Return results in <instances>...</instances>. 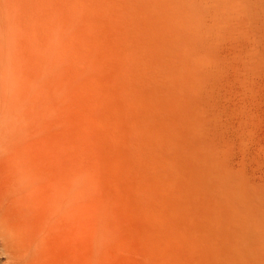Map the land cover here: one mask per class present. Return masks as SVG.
Segmentation results:
<instances>
[{"label":"rangeland","instance_id":"rangeland-1","mask_svg":"<svg viewBox=\"0 0 264 264\" xmlns=\"http://www.w3.org/2000/svg\"><path fill=\"white\" fill-rule=\"evenodd\" d=\"M169 1L0 0V264H264V0H197L195 94Z\"/></svg>","mask_w":264,"mask_h":264},{"label":"bare ground","instance_id":"bare-ground-1","mask_svg":"<svg viewBox=\"0 0 264 264\" xmlns=\"http://www.w3.org/2000/svg\"><path fill=\"white\" fill-rule=\"evenodd\" d=\"M106 1V0H105ZM158 1H160V0H158ZM164 1V0H163ZM169 1V0H168ZM200 1V0H199ZM138 2V1H137ZM156 2V1H155ZM170 2V5H171V10L174 12V14L177 16V18H178V22L180 23V26L181 27H179V28H177V29H181L182 28V33H185V36H183V34L181 35L182 36V38L183 37H185L184 39H182V40H184V42H186V44H187V47L189 48V52H188V50H187V54H186V57H187V61L185 62V65L182 67V69L181 70H178V71H181V74L180 75H182L183 76V78L185 79V76L186 77H188L187 79H185L187 82L189 81V87H193L192 88V90H193V92H194V94H195V92L197 91V89L200 87V85L204 82V80L206 79V77H207V75H206V71L203 73V72H201V70H199L198 68H196V70L198 69V71H196L194 68H193V65H196L197 67L198 66H202V60H201V53H203V49H202V44H201V42H202V39H203V35H204V32L202 31V24H201V22H200V20H201V18H200V16H199V14H200V5H199V8H198V4H200V3H198L197 4V0H170L169 1ZM158 3V2H157ZM163 3V2H162ZM108 4H109V2H108ZM152 4H154V2L153 3H151V5ZM168 4V3H167ZM131 5V4H130ZM140 5V4H139ZM148 5V4H147ZM150 5V4H149ZM124 6V5H123ZM126 6V5H125ZM155 6V5H154ZM158 6V5H157ZM157 6H155V7H157ZM160 6V5H159ZM114 7V6H113ZM161 8V7H160ZM170 8V7H169ZM110 10V9H109ZM108 10V11H109ZM126 10V9H125ZM153 10H155V8L153 9ZM170 10V11H171ZM113 11V10H112ZM156 11H158V10H156ZM169 11V12H170ZM151 13V12H150ZM152 13H153V11H152ZM151 13V14H152ZM155 13V12H154ZM162 13H163V11H162ZM118 14V13H117ZM159 14V13H158ZM165 14V13H164ZM114 15V14H113ZM120 15V14H119ZM111 16V15H110ZM118 16V15H117ZM173 17V16H172ZM113 18V17H112ZM156 19V18H155ZM161 19V18H160ZM174 23V22H173ZM179 25V24H178ZM175 31H176V29H175ZM177 32H178V30H177ZM177 32H175V34L177 33ZM170 35H171V33H169ZM178 34H180L179 32H178ZM176 36H178V35H176ZM175 36V37H176ZM180 37V36H179ZM151 38V37H150ZM149 38V39H150ZM152 39V38H151ZM180 39H181V37H180ZM155 40V39H154ZM170 40H171V38H170ZM175 40H177V39H174V42H175ZM181 40V41H182ZM151 41V40H150ZM172 42V41H171ZM183 42V41H182ZM173 43V42H172ZM176 43H177V41H176ZM148 44H149V42H148ZM182 44V43H181ZM185 44V43H184ZM185 44V45H186ZM151 46V45H150ZM167 47L168 46H170L169 44L168 45H166ZM180 46H183V44L182 45H180ZM175 47V46H174ZM178 48V47H177ZM176 48V49H177ZM182 48H184V47H182ZM185 48H186V46H185ZM184 48V49H185ZM167 49V48H166ZM171 49V48H170ZM169 49V50H170ZM175 49V50H176ZM164 50H165V48H164ZM177 51V50H176ZM181 51V50H180ZM165 52L167 53L168 51H166L165 50ZM164 52V53H165ZM169 54H170V52H169ZM168 55V54H167ZM170 63H171V61H170ZM183 63V62H182ZM168 64V66H169V61L166 63V65ZM177 65H178V63H176ZM175 64V65H176ZM180 64V63H179ZM172 66L174 65V63L173 64H171ZM170 65V66H171ZM176 65V66H177ZM167 66V67H168ZM171 66V67H172ZM175 67V66H174ZM199 67V68H200ZM170 68V67H169ZM168 68V69H169ZM173 68V67H172ZM20 69V68H19ZM175 69H177V67L175 68ZM179 69H180V67H179ZM171 70V69H170ZM204 71V70H203ZM20 72V71H19ZM170 74H171V72H170ZM177 75V74H176ZM178 75H179V73H178ZM169 76V75H168ZM181 77V76H180ZM179 77V78H180ZM176 79H177V77H176ZM169 80V79H168ZM174 81V80H173ZM180 81V80H179ZM181 81H182V79H181ZM185 82V81H184ZM174 83H177L176 81H174ZM180 82H178V84H179ZM183 83V82H182ZM167 86H168V84H167ZM171 86V85H170ZM179 86H180V84H179ZM170 88H173V86H171ZM172 90V89H171ZM191 90V89H190ZM178 94V93H177ZM184 94V93H183ZM190 94V93H189ZM176 95V94H175ZM192 95V94H191ZM190 95V96H191ZM225 173V176L224 177H226V183L227 184H229V185H231V186H229V187H227L226 186V184L223 182L224 181V178H223V180L222 179H220L222 182H223V184L220 182H218L217 183V187H218V189L219 190H221V191H223L227 196H228V198H229V200L236 206V207H242L241 205H244V206H250V205H253L254 204V201H253V196H255L254 195V190L250 187V186H248V184L246 185V186H243V185H245L243 182V179H241V182L243 183L242 185L241 184H237V181L239 180V178L238 179H236L235 178V176L234 175H231L230 173H228V171L227 172H224ZM229 175H231V176H229ZM221 177H223V176H221ZM237 177V176H236ZM230 178V179H229ZM231 178H235L234 180H236V181H233ZM229 180H231V182H229ZM233 181V182H232ZM240 182V180L238 181V183ZM231 183V184H230ZM254 206V205H253Z\"/></svg>","mask_w":264,"mask_h":264}]
</instances>
